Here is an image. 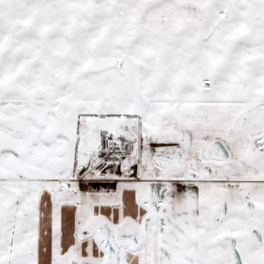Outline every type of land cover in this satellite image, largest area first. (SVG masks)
<instances>
[{
	"label": "snow or ice",
	"instance_id": "obj_1",
	"mask_svg": "<svg viewBox=\"0 0 264 264\" xmlns=\"http://www.w3.org/2000/svg\"><path fill=\"white\" fill-rule=\"evenodd\" d=\"M0 264H264V0H0Z\"/></svg>",
	"mask_w": 264,
	"mask_h": 264
}]
</instances>
